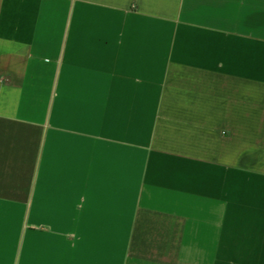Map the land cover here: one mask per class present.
Listing matches in <instances>:
<instances>
[{
  "label": "crops",
  "instance_id": "obj_1",
  "mask_svg": "<svg viewBox=\"0 0 264 264\" xmlns=\"http://www.w3.org/2000/svg\"><path fill=\"white\" fill-rule=\"evenodd\" d=\"M0 264H264V0H0Z\"/></svg>",
  "mask_w": 264,
  "mask_h": 264
}]
</instances>
